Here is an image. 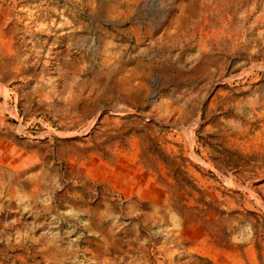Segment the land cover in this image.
I'll return each instance as SVG.
<instances>
[{
	"label": "rangeland",
	"instance_id": "1",
	"mask_svg": "<svg viewBox=\"0 0 264 264\" xmlns=\"http://www.w3.org/2000/svg\"><path fill=\"white\" fill-rule=\"evenodd\" d=\"M0 264H264V0H0Z\"/></svg>",
	"mask_w": 264,
	"mask_h": 264
}]
</instances>
